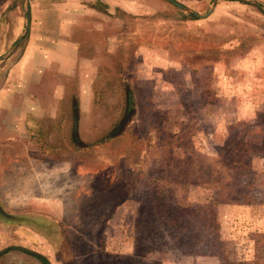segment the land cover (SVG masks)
Instances as JSON below:
<instances>
[{"label": "rangeland", "instance_id": "1", "mask_svg": "<svg viewBox=\"0 0 264 264\" xmlns=\"http://www.w3.org/2000/svg\"><path fill=\"white\" fill-rule=\"evenodd\" d=\"M173 1L202 16L212 0ZM174 7L0 0V264H264V163L252 175L241 152L214 164L235 136L264 137V0H219L204 19ZM41 31L71 44L74 64L52 52L43 83L16 98L8 70ZM125 89L134 114L99 143ZM15 98L14 116L31 117L10 115ZM246 185L244 203L224 202Z\"/></svg>", "mask_w": 264, "mask_h": 264}, {"label": "crops", "instance_id": "2", "mask_svg": "<svg viewBox=\"0 0 264 264\" xmlns=\"http://www.w3.org/2000/svg\"><path fill=\"white\" fill-rule=\"evenodd\" d=\"M36 23H37L36 26L38 25L37 27L44 28L45 26H51V23H49L47 20H45L44 22V20L36 19ZM31 28H30V31H31ZM46 31L49 32L48 30ZM43 32L42 31L40 32L41 35H37V33L33 34L29 32V36H28L29 40L24 48L25 50L23 54L19 57V59L15 62V64H13L11 68L8 70L9 72L7 73L6 83L8 84L10 88L7 89V91L12 90L10 91L9 94L11 95L14 93V97L16 96V98L17 96L19 97L20 95V94H17V92H19L20 90L24 88L23 85H27L29 83H37V82L43 83L42 81L44 80V78H42V74H43L42 70L47 67V73H48V71H50L48 70L49 63L51 61H54L53 65H55V63L58 62L57 60L55 61L56 57H53L52 52L53 53L56 52V56L62 59L61 61L63 65H67L68 63L74 64L73 58L75 57V51H68V49H72L71 44H62L59 42L54 43V40L46 39V36H44ZM47 38H48V35H47ZM34 50L38 51L39 53L38 57H34L31 55L32 54L31 52ZM53 68H55V66H53ZM64 71H65L64 68H59L57 71L55 70L54 72L60 75V77H63L64 75H66ZM2 90L0 91L1 97L5 96L4 93L6 91V90L5 91L4 90L2 91ZM16 98L13 100L14 102H11L8 106L10 109L9 113H12L10 115L16 120L18 119L20 120L22 118L26 119L28 117H31L23 113H21L20 118L14 116L16 114L17 115L20 114L15 110V108L18 106L16 104ZM0 103H1L0 104L1 108L3 109H4V106H7L6 104H2V101H0ZM2 129L4 130V128Z\"/></svg>", "mask_w": 264, "mask_h": 264}, {"label": "trees", "instance_id": "3", "mask_svg": "<svg viewBox=\"0 0 264 264\" xmlns=\"http://www.w3.org/2000/svg\"><path fill=\"white\" fill-rule=\"evenodd\" d=\"M15 2L17 3V5L20 7L21 4V0H15ZM241 3H244L242 1H239ZM97 7H99L100 9H103L102 6H96V4L91 3V5L89 6V9H91L92 11L95 10H100L99 8L97 9ZM175 10L182 15L184 18H188V19H195L191 14H183L179 9H177L176 7H174ZM133 98H132V94L129 91V89H125L124 91V112H123V119L121 121H119L117 124L114 125V127L112 128V130L110 132H108L104 137H102L99 140V143H103L105 141H107L108 139H111L113 137H116L118 135H120V133L123 131V129L125 128V126L127 125V123L130 121L131 117L134 114V110H133ZM71 141H73L74 139H76V127H77V118L72 117V121H71ZM257 125V123H256ZM248 133V132H246ZM247 135V134H246ZM239 138V143L238 144H232V147L229 146L228 144H224L222 147L223 151L217 152L215 154L214 158V164L215 166H222L223 162L222 159L224 158V156H234L235 154H237L238 152H241L240 154H242V165L241 168L239 170L244 171V173H247V175L249 173H251V175L254 173L255 170H253L252 167V160L256 157L261 158L262 162L264 163V137L261 139L255 138L252 136V139H247V140H242L239 136H235V140H238ZM227 150H226V148ZM224 152V154H223ZM231 153V154H230ZM230 156V157H231ZM212 174V173H211ZM229 177V176H228ZM254 176H252L253 178ZM246 178V177H245ZM249 180V179H248ZM251 185V184H250ZM250 185H246V186H240L238 189H234L231 186H227L226 187V191H225V198H224V202L226 203H232V204H242L245 202V199L247 197V195H249V190H250ZM230 197H234V198H230ZM199 211H195L194 214H196ZM31 254V253H29ZM38 261H40L42 264H47L46 260L37 254H32Z\"/></svg>", "mask_w": 264, "mask_h": 264}, {"label": "water", "instance_id": "4", "mask_svg": "<svg viewBox=\"0 0 264 264\" xmlns=\"http://www.w3.org/2000/svg\"><path fill=\"white\" fill-rule=\"evenodd\" d=\"M167 1H168L170 4H172L173 6H175L176 8H178V9H180V10H183V11H185V12H189L194 18H201V19H204V18H206V17L211 13L214 4H215L217 1H219V0H212V1H211V4H210V7H209V9H208V11H207L204 15H202V16L199 15V14H197L196 12H193V11H189V10L184 9L183 6H181V5L177 4V3H175L173 0H167ZM262 11L264 12V9H263ZM23 15H24V18L27 19V14L24 13ZM25 28H27V22L25 23ZM20 42H21V38H18L17 41L15 42L14 46L18 45ZM4 58H5V57H4ZM1 60H2V59H1Z\"/></svg>", "mask_w": 264, "mask_h": 264}]
</instances>
